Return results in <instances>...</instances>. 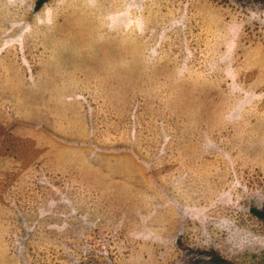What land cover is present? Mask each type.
Listing matches in <instances>:
<instances>
[{
	"label": "rangeland",
	"instance_id": "374dc122",
	"mask_svg": "<svg viewBox=\"0 0 264 264\" xmlns=\"http://www.w3.org/2000/svg\"><path fill=\"white\" fill-rule=\"evenodd\" d=\"M0 0V264H264V2Z\"/></svg>",
	"mask_w": 264,
	"mask_h": 264
},
{
	"label": "trees",
	"instance_id": "16d2710c",
	"mask_svg": "<svg viewBox=\"0 0 264 264\" xmlns=\"http://www.w3.org/2000/svg\"><path fill=\"white\" fill-rule=\"evenodd\" d=\"M47 0H37L36 2V7H40L44 2H46ZM245 1H255V2H264V0H245ZM251 213L259 218H263L264 217V214L261 212V211H258L256 209H251L250 210ZM211 263L212 264H228V262L217 256V255H214L212 258H211Z\"/></svg>",
	"mask_w": 264,
	"mask_h": 264
}]
</instances>
